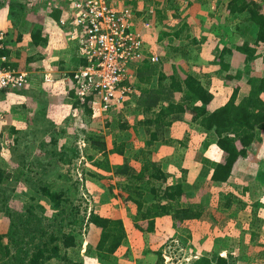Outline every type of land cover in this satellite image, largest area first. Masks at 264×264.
<instances>
[{
    "label": "rangeland",
    "instance_id": "1",
    "mask_svg": "<svg viewBox=\"0 0 264 264\" xmlns=\"http://www.w3.org/2000/svg\"><path fill=\"white\" fill-rule=\"evenodd\" d=\"M228 1L130 0L134 5L148 3L159 9V12L152 17L153 26L145 30L148 57L154 52L158 59L156 61H150L147 57L143 59H148L151 63L160 66L166 74L172 70L174 64L189 67L188 63H193L191 69L200 75L209 90L211 89L212 95L213 93L215 95L210 108L223 104L233 89L237 90V99L255 91L257 82L251 78L252 72L256 70L264 73V41L260 40L258 46L256 45L258 55L245 61L244 53L238 52L236 44L244 39L253 42L255 35L251 30H247L245 34L241 32V27L246 24V20L242 19V13L230 14L226 6ZM258 1L264 4V0ZM58 3L59 0H0V17L6 15L5 18L9 21V23L5 22L7 20L4 19L0 28L6 30V35H9L10 39H13L14 35L18 39L22 33L26 34L24 41L29 40L35 27L48 28L44 31L46 36L40 35L43 38L38 41L41 44L39 47L48 46L46 44L50 42L47 38L53 35L55 43L44 50L50 49L54 54L50 62L55 66L53 69H58L61 64L62 69L68 74L69 70L80 64L79 60L81 62L83 60L79 57L78 41L75 37H71L66 28L59 23L61 9L57 7ZM55 9L60 10L58 18L52 16ZM182 21L186 23V26L180 32V39L172 34V29ZM19 22L21 26L17 28ZM51 30L54 31L51 32ZM184 35L187 36L184 37ZM22 45L24 49L36 52L32 49V45ZM225 47L231 48L232 52L224 51L223 53L222 49ZM45 53L43 52V55ZM143 59L132 66L134 75L128 82L133 87V91L121 104L112 106L106 111L96 110L92 115V106H95L96 102L92 103L88 98L80 103L75 99L73 90L72 95L64 94L66 96L63 101L64 107L68 108L66 104L70 103V109L62 108L61 112L57 111V113L52 111L48 121H53L56 129H66L67 137H69L68 144L72 143L79 149V154L71 163H61L63 165L60 170L64 172L65 178L62 181L57 179L58 182H55L57 187H61L64 181H77L78 191L74 192L73 199L79 205V212L87 215L92 208L101 215L125 219L122 221H124L123 225L127 226V229L124 227L126 236L114 252L115 264H123V262L128 264H220L222 261L219 260V256L225 258L224 264H264V132L260 129L256 131V150H247L234 164V179L214 181L213 188L207 194H203L202 199L200 198L205 208L199 217L174 220L169 214L157 215L154 217L152 227L146 223V219L140 222L144 230L141 229L142 227H137L136 221L139 219L136 218V205L124 203L117 186L118 181H121L125 174L114 170L115 166L124 160V156L128 157V162L135 168H139L141 164L140 149H144L151 158H165L166 169L169 172L168 183L182 179L183 167L187 170L183 178L184 184L196 189L203 176L207 177L210 173V167L205 160L218 161L224 155L215 141L206 144V141L214 139V135L211 132L198 131L195 124L188 122V113H185V120H173L167 126L164 135L171 141L154 140L151 144L145 142L148 137L145 130L147 123L144 120V114L137 108L135 101H132L138 93L135 69L144 61ZM220 60L228 61V68L223 69ZM23 65H26V68L19 69L27 71L28 77L30 74L32 76L36 72L37 74L41 72L35 70V67L40 65L38 63L32 64L25 61ZM167 80H159L157 73H154L149 85L157 87L159 84L166 83ZM71 87L70 85L68 93L72 92ZM261 96L264 98V92ZM175 97L178 98V93ZM2 103L0 98V166L4 164L9 165V168L17 166L20 160L15 153L18 152L26 153L25 165L31 166L38 156L36 153L41 152L40 145L36 143L37 140L27 143L26 147L23 143L19 145L15 143L14 136L20 132L10 131L7 128L10 120L6 112L8 105H2ZM157 109L158 107L149 110L147 115L153 116ZM20 111L26 112L25 109ZM45 122L37 126L12 127L26 133L25 139L28 140L33 138L34 133H37V136L42 134L46 140L52 139V129L45 130L43 126ZM153 125L154 123L150 127L152 128ZM84 129L104 137L107 147L104 152L96 151L90 155L85 152V144L82 140ZM113 143L123 144L124 152L121 154L111 151ZM182 159H185L184 163L181 162ZM180 165L186 167L182 166L180 169ZM36 167L34 166L33 169L37 171L39 168ZM6 172L9 173V170ZM36 173L34 170L29 172L32 176ZM30 180L33 182V179ZM30 180L18 179L17 182L11 183L16 188L15 195L9 199V205L12 208L24 210L27 196L25 192L31 189H29ZM226 193H234L246 204L236 212L232 211L233 209L230 210L229 207L220 204L225 202L224 196L222 198L220 196ZM38 197L45 206V212L51 213L53 210L49 198L43 194H38ZM193 199H198V194ZM125 204L131 205L124 207ZM65 207L75 208L72 205ZM0 216L8 219L9 223V216L4 211L0 210ZM130 220L133 221L132 224ZM140 223L137 224L140 225ZM74 224L68 225L66 229H70ZM89 226H83V229L86 228L87 231L86 240L80 244L79 252L76 251V245L68 253L73 259L82 260L83 264H100L91 257L94 246L87 244L90 240L92 244L97 241L99 229L93 224ZM139 229L143 230L141 234H138ZM127 234H129L128 239ZM77 237H80V234H77ZM59 243H62L60 239ZM86 247L91 251H85ZM64 251L65 248L60 246V253ZM0 264L3 263L0 261ZM48 264H66V260L60 256L56 261L51 260Z\"/></svg>",
    "mask_w": 264,
    "mask_h": 264
},
{
    "label": "trees",
    "instance_id": "2",
    "mask_svg": "<svg viewBox=\"0 0 264 264\" xmlns=\"http://www.w3.org/2000/svg\"><path fill=\"white\" fill-rule=\"evenodd\" d=\"M226 6L230 14H243L242 19L246 20V24L241 27V32L245 34L247 30H251L255 35L253 42L244 39L236 44V49L244 53V60H251L258 55V42L264 41V4L258 0H229ZM59 11L55 9L52 16L58 18ZM156 12H159L157 7ZM185 26L184 21L178 26L176 24L172 34L181 39L180 32ZM40 32L41 28L38 26L32 31L33 43L43 38L39 36ZM224 51L232 52L228 47L223 48L222 52ZM143 60L135 69L138 93L132 101H135L137 108L144 114L147 123L145 130L148 137L145 142L151 144L154 140L171 141L164 135L167 126L173 120L184 119L185 113H188V122L195 124L198 131H207L214 135V139L206 141V144L215 141L224 153L221 160H205L210 167V173L207 177L203 176L196 189L184 184V174L187 173L186 168L182 167L184 165H180L182 179L168 183L169 172L165 158H151L144 149H140L141 164L139 168H135L128 162V157L124 156V160L114 168L116 172L125 174L117 183L120 196L124 203H134L136 218L146 219L152 227L157 215L169 214L174 220L199 217L205 208L201 199L213 188L212 183L234 179V164L247 150H256V131L260 129L264 132V98L259 94L264 92V73L256 70L252 72L251 78L257 82L255 91L237 99V90L233 89L223 104L210 108L209 103L213 95L200 75L191 69L193 63L189 62V67L174 64L172 70L166 74L160 66L148 59ZM220 62L223 69L228 68V61ZM154 73H157L159 80H168L152 87L149 82ZM177 93L178 98L175 97ZM155 107H158L157 112L148 116L147 112ZM50 128L52 139L46 140L42 134L37 136V133H34L33 138L28 140L25 139L27 134L20 131L21 129L9 127L10 131L20 132L14 136L15 143H23L26 147L27 143L37 140L41 152L36 153L38 156L31 165L37 166V171L25 165V152L15 153L20 160L17 166H0V210L9 216L7 230L0 232V261L3 264H48L61 256L66 260V264H83L82 260L73 259L68 252L76 245V251L79 250L80 244L86 240L87 231L83 226L93 224L99 229V237L94 244L91 240L87 243L88 246H94L91 257L102 264H115L114 252L126 236L123 221L119 217L101 215L92 208L87 215L79 212V205L73 199L74 192L78 191L77 181H64L62 186L60 184L61 187H57V179L62 181L65 178L64 172L60 170L63 165L61 163H71L79 154V149L72 143L68 144L66 129H56L55 123L49 120L44 129ZM83 133L81 139L88 155L106 150V142L101 134L88 129H84ZM113 144L111 151L121 154L124 152L123 144ZM90 150L92 152H89ZM181 162L184 163L185 160L182 159ZM7 167L9 169H6ZM8 170L9 173L6 172ZM32 170L37 172L33 176L29 174ZM17 178L25 181L33 179V182L29 181L30 191L25 192L27 196L24 210L14 209L9 205V199L15 195L16 189L11 183L17 182ZM38 194L49 198L53 210L51 213L45 212V206L39 201ZM196 194L198 199H193ZM223 196L225 202L220 204L233 209L234 212L246 204L234 193H226L220 197ZM66 205L75 208L67 209ZM73 223V227L66 229ZM77 234H80V237H77ZM59 239L61 244H58ZM59 245L65 248L63 253H60ZM88 250L91 251L87 248ZM224 259L219 256L222 261L220 264H224Z\"/></svg>",
    "mask_w": 264,
    "mask_h": 264
},
{
    "label": "built area",
    "instance_id": "3",
    "mask_svg": "<svg viewBox=\"0 0 264 264\" xmlns=\"http://www.w3.org/2000/svg\"><path fill=\"white\" fill-rule=\"evenodd\" d=\"M57 7L59 23L78 41L83 60L70 73H62L72 82L75 99L96 102L92 115L121 104L133 91L128 82L133 64L144 57L158 59L154 52L148 57L145 32L153 26L156 7L130 0H59ZM5 38L6 30L0 28V90L20 88L29 81L27 71L2 64L7 60ZM43 78L53 79L49 72Z\"/></svg>",
    "mask_w": 264,
    "mask_h": 264
},
{
    "label": "crops",
    "instance_id": "4",
    "mask_svg": "<svg viewBox=\"0 0 264 264\" xmlns=\"http://www.w3.org/2000/svg\"><path fill=\"white\" fill-rule=\"evenodd\" d=\"M5 16L0 17V25L4 19L7 20L5 22L9 23L8 19L5 18ZM19 26H21L20 22L17 25V28ZM47 29L48 28H42L40 35L46 36L44 31H47ZM57 29L60 31L59 28ZM54 30H51V32ZM26 36H27L26 34L23 35L22 33V35H19L18 39L17 37H15V35L13 39L12 38L10 39L9 35H6L5 47L3 51L7 54V60L3 61L2 64L15 67V68H22L26 66V65L25 66L23 65L25 61L26 63H32V64L38 63L40 65L35 67V70H39L41 72L38 74L36 72L32 76L30 74L28 83L26 84V86L20 89L16 88V89L0 90V98H1V101L3 102L2 105H8V108H6V112L7 114H9L8 116L10 120H9L7 128H9L10 126H14L15 128H21V127H27V126L30 127L31 125L37 126L39 125V123L45 122L47 120L44 124L46 125L48 123V119L51 118L52 111L56 113L57 111L61 112L62 108H64L65 110H69L70 109L69 105L71 106V104L69 103V104H66L68 108L64 107L63 101L64 99H66V96H64V94L72 95L73 90H74L73 84L68 79V76L62 75V73L65 74L66 71L62 69L61 64H59L58 69H53L55 68V66L50 64V62L52 61V58L54 57L53 56L54 54H52L53 53L52 50L50 49H46V51L44 50L49 45L55 43V38L52 35V37L47 38L48 42H50V44H46L48 46L39 47L41 46L40 42L38 43L31 42L33 39L32 37L33 34H31L30 36L31 38L29 37V40L25 39L26 41H24V38ZM22 44L32 45L31 46L32 49L36 50V52L30 49H26V48L24 49ZM43 52H46V53L43 55ZM79 62L81 63V60H79ZM47 71H49L50 75L52 76L53 78L52 81L44 80L43 74ZM70 85L72 86L71 87L72 92L68 93L67 90L68 88H70ZM259 94L261 95V93ZM214 99H215V95L213 93V97L209 103V106L212 104ZM20 109H25L26 112L20 111ZM129 205L131 204H125L124 207H127ZM0 219H1L0 220V232H5L8 227V219H3L2 216H0ZM130 222L131 224L133 223V221L131 220ZM138 222L140 223L144 221L138 220L136 221V225ZM123 224H124V221H123ZM124 227L127 229L126 225H124ZM137 227H140V228L142 227L141 229L144 230L143 225H141V223H140V226L137 225ZM141 231L139 229L138 234L139 233L141 234L142 233ZM128 238H129V234H127V239ZM85 251H87V247L85 248ZM82 254H83V251H82ZM96 261L97 260L95 259V262ZM98 263L100 262L98 261ZM123 264H128V263L123 262ZM148 264H151V263H148Z\"/></svg>",
    "mask_w": 264,
    "mask_h": 264
}]
</instances>
